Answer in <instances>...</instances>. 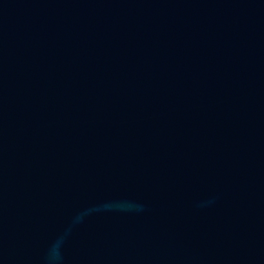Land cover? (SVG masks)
Returning <instances> with one entry per match:
<instances>
[{
    "label": "water",
    "instance_id": "95a60500",
    "mask_svg": "<svg viewBox=\"0 0 264 264\" xmlns=\"http://www.w3.org/2000/svg\"><path fill=\"white\" fill-rule=\"evenodd\" d=\"M0 264H264V0H0Z\"/></svg>",
    "mask_w": 264,
    "mask_h": 264
}]
</instances>
